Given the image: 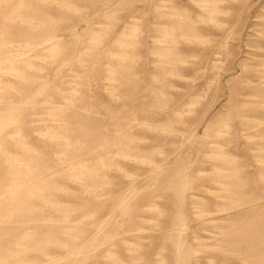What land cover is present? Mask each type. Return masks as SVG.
Returning a JSON list of instances; mask_svg holds the SVG:
<instances>
[{
	"label": "rangeland",
	"instance_id": "374dc122",
	"mask_svg": "<svg viewBox=\"0 0 264 264\" xmlns=\"http://www.w3.org/2000/svg\"><path fill=\"white\" fill-rule=\"evenodd\" d=\"M203 4L0 0V264H264V0Z\"/></svg>",
	"mask_w": 264,
	"mask_h": 264
},
{
	"label": "bare ground",
	"instance_id": "6f19581e",
	"mask_svg": "<svg viewBox=\"0 0 264 264\" xmlns=\"http://www.w3.org/2000/svg\"><path fill=\"white\" fill-rule=\"evenodd\" d=\"M190 1L197 3L199 0H190ZM200 1L206 3L203 5H198L200 10H202V11L204 10L209 15H213V14L218 13L220 11H224L220 4L224 3L226 0H200ZM168 25L172 26V23L168 24ZM178 26L176 24V26L174 25L172 28L169 27V28L162 29V32L165 33L164 38L157 39L156 45L154 47H152V50L154 52H157L161 57V59L156 61L159 66L168 65L172 61L170 59V57L176 53L174 40H175L176 36L178 35V33H176L177 32L176 29ZM28 30L29 31H25L24 33L19 34L20 37L29 38L28 40H26V43H35V42L41 40L40 35L37 36V34H34L32 29H28ZM179 35H181V34H179ZM48 40L49 39H47V41ZM152 50H150V51H152ZM262 72L264 73V70H262ZM262 83H264V82H262ZM262 112H264V111L262 110ZM14 173H15L16 177L13 178V180L16 181L15 182L16 184L17 183L20 184L19 182L28 181L30 179V178H26V176H25L26 174H24L25 173L24 171H23L24 176H21L20 172H18V171H14ZM79 174L81 175V172ZM74 178H76V180H78V181L83 180L80 176H75ZM92 179H94V178H92ZM49 185H51V182L48 183V182H45L42 180L34 181V182L31 181L27 186H24L18 190L16 189L15 191H12L10 194L12 197H14L17 194H22V198L17 199V201H15V199H12V201H10V206H13V204H15V202H18L17 206L19 208H21L20 211H22V207L24 205L26 207H27V204L30 205V203H28L29 202L28 199H29V197H33V196L39 197V200L42 203V204L40 203V205L41 206L43 205V207L47 204L54 203L51 200L52 199L51 194L53 192H52V189L50 188ZM8 210H6V212H5L6 214L4 216H0V222L3 220V218L6 215L11 214V211H8ZM53 238H55V237H53ZM43 240L46 242L47 241L49 242L51 240V237L49 235H46V237Z\"/></svg>",
	"mask_w": 264,
	"mask_h": 264
}]
</instances>
